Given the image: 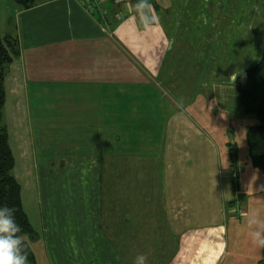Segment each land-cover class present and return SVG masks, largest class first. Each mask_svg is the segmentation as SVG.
Instances as JSON below:
<instances>
[{
    "label": "crops",
    "instance_id": "crops-1",
    "mask_svg": "<svg viewBox=\"0 0 264 264\" xmlns=\"http://www.w3.org/2000/svg\"><path fill=\"white\" fill-rule=\"evenodd\" d=\"M185 1L132 0L119 4L94 0L89 12L79 0H35L30 8L15 0H0L8 9L0 15V34L15 35L20 46V56L9 66L5 79L4 122L15 157L14 173L22 187V200L24 192L31 211L39 217L41 175L33 170L29 175L18 174V162L27 148L21 135H79L75 139L81 146L73 145L72 150L87 152L89 138L85 136L90 134L91 119L98 118L100 124L105 117L104 111L103 116L98 110L90 113L95 106L89 104L91 95L97 101L103 98L105 104L107 89L114 90L116 101L124 83L146 88L144 101L155 104L154 110L147 111L151 121L146 134L152 135L144 147L147 154L140 148L128 154L114 153L117 168L111 172L116 178H135L136 191L147 192L151 183L152 188L160 189V195L143 193L144 203L140 204L146 207L149 202L153 207L160 199L162 232L167 234L159 264H257L264 256V247L252 242L257 225H249L248 220L255 218L264 224V191L258 190L264 184V173L252 164L247 131L258 120L242 110L235 87V77L242 70L234 72V57L223 60L227 51L220 59L224 64L215 59L218 44L224 49L229 42H216L218 31L207 39L201 30L191 31L190 36L186 23L192 20L181 14ZM120 12L124 15L118 19ZM222 32L227 33V28ZM187 56V63L182 62ZM35 86L38 88L31 91ZM59 86L74 93L72 98L85 102L86 109L78 113L66 110L58 120L31 116V96L41 100L39 95L52 94L54 101ZM140 91L130 93V102H142ZM15 135L22 141L15 144ZM115 139L119 140V135ZM98 154L90 158L85 153V158L71 167H88L87 172L82 170L87 174L91 167H97L101 235L109 246L116 242L117 247L130 248L135 254L131 247L139 246L136 232L138 214L143 213L139 205L142 197L136 193L129 199V239H108L102 220L107 157L103 151ZM27 165L31 169L35 166L33 162ZM155 252L152 257L157 260L159 253ZM132 257L130 264L136 258Z\"/></svg>",
    "mask_w": 264,
    "mask_h": 264
},
{
    "label": "rangeland",
    "instance_id": "rangeland-1",
    "mask_svg": "<svg viewBox=\"0 0 264 264\" xmlns=\"http://www.w3.org/2000/svg\"><path fill=\"white\" fill-rule=\"evenodd\" d=\"M4 8L5 11H8L7 5H0L1 16H4ZM182 13L185 14L187 21L190 18L192 20L186 23L190 36H192V32L196 33L201 30L204 35L206 34L207 39L210 34L213 35L214 31H218L216 42L219 41L223 44L229 42L228 47L224 49L218 44L215 59L219 62L223 58V52L228 51L223 60L228 59L227 57H234L235 73L237 70H244L255 65L259 60L264 43V0H186ZM224 28H227V33H221ZM188 60V56L181 58V61L185 63ZM222 61L219 62V65L224 64L225 61ZM121 87L122 95L117 97L116 101L114 90H106L105 104L103 98L97 101V97L91 95L93 98L89 104L95 106L91 107L90 113L93 115L94 111L98 110L99 114L103 116L104 111L105 117L100 124H98V118L91 119L90 134L85 136V138H89L87 139L88 144H86L89 148L87 152L81 151L80 148L72 150L73 145L81 146L80 142L75 139L81 137L79 135H21L27 148L21 157L22 160L20 159L18 162V174L19 176L24 173L29 175L33 170L34 174L41 175L40 180L43 187V194L40 192L41 210L37 209L39 217L31 211L23 192L25 207L30 213L28 214L31 215L33 227L39 234V238L31 243L37 256V264H130L131 256L135 258L140 255L146 258L145 264H159L162 259V240L167 233L162 232L160 199L156 203L157 207L155 204L151 207L149 202L146 207L140 205L144 203L146 194L143 193H147L148 196L157 193L160 195V189L155 186L152 188V183H148L147 192L146 190L136 191L133 184L135 178H129V176L126 178L117 176L116 178L112 175L113 169L117 168L113 163L114 153L116 155L122 152L128 154L132 149L140 148L147 154L144 147L147 145L148 137H152V135L146 134L147 126L151 121L147 118V111L155 109V104H147L144 101L146 88H135L126 83ZM37 88L36 86L31 87L30 90ZM138 89L143 95L142 102H130L133 99L130 93L138 91ZM56 91V100L54 101L52 94L39 95L41 100L33 99L34 95L31 96L32 102L29 110L32 114L30 115L48 119L54 117L55 120H58L66 110L72 109L78 113L86 109L87 104L78 101V98H72L71 95L75 94L70 93L67 87L59 86ZM156 97L158 96L156 95ZM66 98L73 100L66 102ZM22 105L26 106V103H22ZM161 105L159 103V107ZM155 119L161 121L159 118ZM116 135H119V140L115 139ZM13 138L15 144L20 141L17 135ZM72 138H74L73 141ZM102 151L107 157L105 178H102V185L106 188L105 219L107 226L115 225L114 230L106 231L108 239H129L130 216L126 213L129 212V199L132 194L136 193L140 198L142 197L139 200V205L143 207V213L138 214L139 227L136 232L139 246L131 247L134 248L135 254L130 248L117 247L115 249V247L109 246L101 235L98 203L101 183L97 167H91L88 174L82 172L83 169L87 172L88 167H71L78 159L79 161L83 160L85 157L82 155L85 156V153L93 158ZM30 162L35 165L32 169L31 165H27ZM67 169L69 170L63 175L54 176V174H59ZM88 175L91 178H88ZM22 183L24 188L25 183ZM28 183L31 184V181ZM157 185L160 188V184ZM34 187L35 184L32 181L33 194L35 193ZM114 205L115 210L112 209ZM145 208L148 209L145 210ZM150 210L153 213H150ZM35 216L36 218H34ZM153 251H156V254L159 253L155 255L157 260H154V256L152 257ZM126 259L127 261H124Z\"/></svg>",
    "mask_w": 264,
    "mask_h": 264
},
{
    "label": "trees",
    "instance_id": "trees-1",
    "mask_svg": "<svg viewBox=\"0 0 264 264\" xmlns=\"http://www.w3.org/2000/svg\"><path fill=\"white\" fill-rule=\"evenodd\" d=\"M23 8H30L35 4V0H15ZM20 56V46L18 39L13 34H0V205H7L15 209V218L22 227L21 235L30 243L27 249L28 264H37L35 252L31 243L39 238V234L26 213L22 200V187L17 180L15 169V157L10 145L9 131L4 122V108L6 104L5 79L9 66ZM235 87L238 92L242 110L247 115H254L258 123L252 125L247 131V142L252 164L255 168L264 173V43L261 55L257 63L239 72L235 77ZM233 157L235 153H232ZM105 193L103 188V228L114 230V226H107L105 219ZM115 205L112 209L115 210ZM7 215V213H5ZM114 242V239H111ZM115 249L116 242L113 243ZM257 264H264V256Z\"/></svg>",
    "mask_w": 264,
    "mask_h": 264
},
{
    "label": "clouds",
    "instance_id": "clouds-1",
    "mask_svg": "<svg viewBox=\"0 0 264 264\" xmlns=\"http://www.w3.org/2000/svg\"><path fill=\"white\" fill-rule=\"evenodd\" d=\"M264 191V184L259 186ZM7 213V215H5ZM249 225H257L253 231L252 242L258 247H264V224L255 218H249ZM22 227L15 218V209L7 205H0V264H28L27 249L30 243L21 235ZM143 255L135 258L134 264H145Z\"/></svg>",
    "mask_w": 264,
    "mask_h": 264
},
{
    "label": "built area",
    "instance_id": "built-area-1",
    "mask_svg": "<svg viewBox=\"0 0 264 264\" xmlns=\"http://www.w3.org/2000/svg\"><path fill=\"white\" fill-rule=\"evenodd\" d=\"M132 0H115L116 3H119V4H124V3H127V2H130ZM80 4L85 6V8L87 10H89V12H91L93 10V5H94V0H79ZM124 13L123 12H120L118 14V19H121L123 17Z\"/></svg>",
    "mask_w": 264,
    "mask_h": 264
},
{
    "label": "bare ground",
    "instance_id": "bare-ground-1",
    "mask_svg": "<svg viewBox=\"0 0 264 264\" xmlns=\"http://www.w3.org/2000/svg\"><path fill=\"white\" fill-rule=\"evenodd\" d=\"M20 141H22L21 139H20ZM35 218V217H34ZM36 220V219H35Z\"/></svg>",
    "mask_w": 264,
    "mask_h": 264
}]
</instances>
